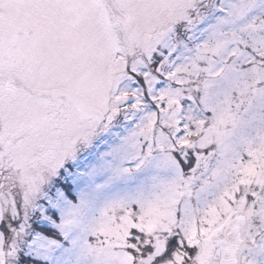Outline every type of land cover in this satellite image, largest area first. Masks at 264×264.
<instances>
[{"label": "snow or ice", "instance_id": "1", "mask_svg": "<svg viewBox=\"0 0 264 264\" xmlns=\"http://www.w3.org/2000/svg\"><path fill=\"white\" fill-rule=\"evenodd\" d=\"M0 264H264V0H0Z\"/></svg>", "mask_w": 264, "mask_h": 264}]
</instances>
